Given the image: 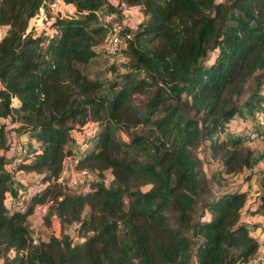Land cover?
Returning <instances> with one entry per match:
<instances>
[{
	"label": "trees",
	"instance_id": "1",
	"mask_svg": "<svg viewBox=\"0 0 264 264\" xmlns=\"http://www.w3.org/2000/svg\"><path fill=\"white\" fill-rule=\"evenodd\" d=\"M53 1L0 0V149H9L1 121L12 117L38 143L13 171L45 185L25 211L9 209L13 163L0 156L1 264L252 261L262 244L243 219L249 194L224 178L260 157L247 137L221 135L251 80L253 106L264 104V0H118L146 20L119 36L128 71L112 80L86 72L110 34L98 18L110 0H60L74 13L52 20L53 36L38 34L31 23ZM199 153L217 164L210 177ZM69 159L98 175L89 191L59 181ZM36 204L48 205L47 227L76 225L81 241L63 233L33 244Z\"/></svg>",
	"mask_w": 264,
	"mask_h": 264
},
{
	"label": "rangeland",
	"instance_id": "2",
	"mask_svg": "<svg viewBox=\"0 0 264 264\" xmlns=\"http://www.w3.org/2000/svg\"><path fill=\"white\" fill-rule=\"evenodd\" d=\"M219 2H223L224 0H218ZM43 12V14H42ZM74 13V9L70 6L67 7H58L55 9V12L50 14L46 7L41 11V16H47L48 22L40 20L37 18L36 20L32 21L31 27L35 30L38 34H46L48 30L51 28V20L55 19L58 14L65 16H70ZM52 18V19H50ZM98 18L101 24L109 25L110 27V34H117L118 36H123L122 33H135L139 30L140 26L145 22V17L142 13V10L139 7H132L126 8L125 6H119L118 0H110L108 4L101 9L98 13ZM3 33V31L1 30ZM123 48L121 52L116 55L115 57L109 56L106 53L105 45L100 46L98 49L97 58L95 60V64L88 67L86 72L90 75L95 76L97 73H100L102 78L107 79H114L121 77L124 73L128 71V59L129 53L127 50ZM216 53L210 54L211 60L214 59ZM114 67L115 70L110 71L109 69ZM254 91H255V83L254 81H250L247 85L246 92L244 96L240 99V105L242 109L237 114V118L235 122L230 124L227 128V131L221 135V139L223 138H230L236 135H243V137H247L248 131L252 128V116L253 112L257 109V107L253 106L256 103L257 99L254 98ZM262 107V105H261ZM260 107V108H261ZM5 132L7 134V141L9 145V149L1 150L0 149V156H6L11 160H15L14 164L7 165L9 170H13V165H18L17 161L20 159H24L20 152L19 147H25L27 149V157H30L35 149L37 148L35 142H33L27 135V133L21 129V126L17 123L13 122V118L10 117L9 119H4L1 121ZM18 135L20 137H18ZM119 138L123 141L128 142V138L124 134H119ZM82 141V138L81 140ZM247 146L253 147L254 151L256 152L257 156L260 157V161H263L264 164V144L254 143L247 140ZM10 152V154H8ZM200 158L203 161V168L206 172V175L210 177V173H212L216 168L217 164L213 161L209 160L204 154L199 153ZM70 164H67L66 170L63 173V181L66 185L68 173L70 171ZM259 165V164H258ZM255 172L253 169L247 174L241 176H230L224 178L225 182L224 185L231 190L233 189H240L246 183L249 184V188L253 190L254 194L251 196V202H249V206L252 207L256 204V200L260 199V197L264 194V177L262 176V168ZM13 193L11 194V204L16 205L18 208L19 206L23 205L21 202L28 201V197L33 192V189L39 185V181L36 175L30 174L27 175L24 172H16L13 171ZM257 174V175H256ZM105 182L107 186H110L112 183V175L111 172H107L105 176ZM147 189V188H146ZM259 195H256V194ZM9 197V198H10ZM8 200V201H9ZM7 201V204H8ZM88 210L85 211V215L88 213ZM250 211V210H248ZM252 214L254 212L250 211ZM28 226L30 230L31 237L37 240H45L50 238L51 236L60 237L63 233L69 234L71 237L74 238L75 242H80L79 238H76V231L77 226L73 225L71 227L66 228L63 230L58 222V220L54 219L51 222V226L47 227L45 225L44 219L37 213H32L28 218ZM251 231L253 234L258 235L257 229L259 228L258 225L253 224L250 225ZM261 234H259L260 236ZM262 236V235H261ZM260 236V239H261ZM14 253L11 252V256ZM264 256V251L258 255ZM1 264V262H0ZM250 264H253L252 262Z\"/></svg>",
	"mask_w": 264,
	"mask_h": 264
},
{
	"label": "built area",
	"instance_id": "3",
	"mask_svg": "<svg viewBox=\"0 0 264 264\" xmlns=\"http://www.w3.org/2000/svg\"><path fill=\"white\" fill-rule=\"evenodd\" d=\"M45 7L48 10V12L50 14H52L55 12L56 8L67 7V5L62 4L60 2V0H55L53 2H45L44 7L40 10L39 15L34 20H36L37 18H40V20L48 22L49 19L47 16H45V15L41 16V11H43V9ZM42 14H43V12H42ZM59 16L64 17V15H61V14L57 15V17H59ZM50 19H52V18H50ZM52 20H51V22H52ZM46 34L49 36H53L55 34V30L50 28L48 30V33H46ZM1 37H2V32H0V39H1ZM125 38L130 39V35H127ZM104 45H105L106 53L112 57H115L116 55H118L121 52V50L126 47L125 41L123 39H121L117 34H109L107 36V38L105 39ZM262 95L264 96V92L262 93ZM252 119H253L252 128H250L248 131L247 139L250 142L264 144V104H262L261 108H257L253 112ZM19 152L24 159L27 158V149L25 147H19ZM22 160L20 159V161H17V163L19 164ZM67 161H70L71 165L69 166L70 171L68 173V177H67L68 180L66 183V187H68L69 189H72L74 191H77V192L89 191L91 185L98 181V175L95 172H92L88 169H80V170L76 169L75 165H76L77 161H73L70 159ZM67 161L65 162V167H64L63 173L66 170ZM6 167H8V166H6ZM6 169L8 170V172H10L12 174L14 173L12 169H10V170L8 168H6ZM63 173L59 179V181L62 183H64ZM44 188H45V185H43L42 183L39 182V185L37 187H35V189H33V192L28 197V201H25V199H24V202H21L23 205L19 206V208L22 211H25L27 208V205L29 203L30 197L32 195L36 194L37 192L42 191ZM47 209H48L47 204H36L34 206L33 213H37L40 216L44 217L47 214ZM37 242H38L37 239H35V238L32 239L33 244H37ZM252 263L253 264H264V256H256L254 259H252Z\"/></svg>",
	"mask_w": 264,
	"mask_h": 264
},
{
	"label": "crops",
	"instance_id": "4",
	"mask_svg": "<svg viewBox=\"0 0 264 264\" xmlns=\"http://www.w3.org/2000/svg\"><path fill=\"white\" fill-rule=\"evenodd\" d=\"M14 104L15 105H18V100H14ZM242 109V108H241ZM238 116H236L230 123H229V125H228V127L230 126V124H232L233 122H235V119L237 118ZM227 127V128H228ZM25 131V130H24ZM26 132V131H25ZM237 136V135H236ZM239 136H242L243 137V135H239ZM18 137H20L19 135H18ZM246 137V136H245ZM33 142H35V146L36 147H38V143L36 142V141H34V140H32ZM251 149H253L254 150V148L253 147H250ZM8 154H10V152L8 153ZM12 163L14 164L15 163V160H12ZM67 164H70V161H67ZM259 164V165H258ZM260 168H262V176L264 177V164H263V161H261V162H258L255 166H254V168H253V170L255 171V172H258L257 170H259ZM249 171H251V170H247V171H245V173L243 174V175H245V174H247V172H249ZM243 175H241V176H243ZM257 175V174H256ZM240 191H244V192H248V194H249V196H248V201H247V204H246V206H245V208H244V211H243V219H244V221L246 222V223H248L249 225H252L253 226V224H256V225H258L259 226V228L257 229V233H258V235L255 233V234H253V236L255 237V238H257L258 240H259V242L262 244V246H261V248H260V251H259V254L258 255H260L263 251H264V214H260V213H258L257 212V209H258V205H259V203H260V199H258V200H256V204L254 205V206H252V207H250L249 206V202H251V196L254 194V192H253V190L252 189H250L249 188V184H245L244 186H242L240 189H239ZM13 192H10V193H8V198L11 196V194H12ZM256 195H259L258 193L256 194ZM9 199H12L11 197L9 198ZM8 199V200H9ZM7 200V201H8ZM11 202V200H9L8 201V204H7V202H6V206L10 209V208H12V207H14L15 205L13 204H11L10 203ZM248 210H250V211H252V212H254V214H252L250 211H248ZM259 234H261L260 236H261V239H260V236H259ZM257 255V256H258ZM252 261H250L248 264H250Z\"/></svg>",
	"mask_w": 264,
	"mask_h": 264
}]
</instances>
